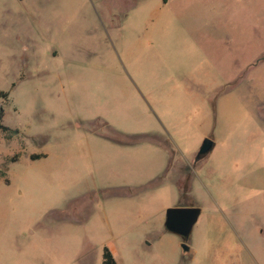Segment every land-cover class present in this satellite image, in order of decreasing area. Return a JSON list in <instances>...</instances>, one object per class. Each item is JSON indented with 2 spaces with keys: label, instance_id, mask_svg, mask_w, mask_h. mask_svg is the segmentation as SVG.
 Masks as SVG:
<instances>
[{
  "label": "rangeland",
  "instance_id": "374dc122",
  "mask_svg": "<svg viewBox=\"0 0 264 264\" xmlns=\"http://www.w3.org/2000/svg\"><path fill=\"white\" fill-rule=\"evenodd\" d=\"M0 90V264H264V0H0Z\"/></svg>",
  "mask_w": 264,
  "mask_h": 264
},
{
  "label": "water",
  "instance_id": "95a60500",
  "mask_svg": "<svg viewBox=\"0 0 264 264\" xmlns=\"http://www.w3.org/2000/svg\"><path fill=\"white\" fill-rule=\"evenodd\" d=\"M213 146L214 141L211 138H205L199 148V155L208 154L213 149ZM201 212L202 208L199 206L170 207L166 210L165 227L168 231L184 238L181 247L185 252L191 249L187 241L191 236Z\"/></svg>",
  "mask_w": 264,
  "mask_h": 264
},
{
  "label": "trees",
  "instance_id": "16d2710c",
  "mask_svg": "<svg viewBox=\"0 0 264 264\" xmlns=\"http://www.w3.org/2000/svg\"><path fill=\"white\" fill-rule=\"evenodd\" d=\"M9 97V92L0 90V98L7 99ZM3 117H4V109L3 107H0V132L6 134L7 138H12L15 135L19 133V129H14L6 126L3 123ZM127 138V137H126ZM140 139L143 140H150L153 142L161 143V140L157 137H152V136H141ZM18 155L12 157L11 159H16ZM40 155H32L33 158L39 157ZM154 182H151L148 185H152ZM188 193L187 187L184 188V194ZM102 264H118L113 252L108 246L104 247V252H103V261Z\"/></svg>",
  "mask_w": 264,
  "mask_h": 264
},
{
  "label": "crops",
  "instance_id": "0c3cea01",
  "mask_svg": "<svg viewBox=\"0 0 264 264\" xmlns=\"http://www.w3.org/2000/svg\"><path fill=\"white\" fill-rule=\"evenodd\" d=\"M214 87V86H213ZM214 139V138H213ZM216 146H217V143H216V141H215V139H214V146H213V149L205 156V157H203L202 158V160H203V162L202 163H204V162H206V159H209L211 156H212V154L214 153V151H215V149H216ZM196 153H197V151L194 153V155H192V159L194 158L193 156H195L196 155ZM169 162V164H168V166L166 167V172L164 173V175L161 177V178H159L158 180H159V182H161V181H163V178H166V175L167 174H170L171 173V169H170V164H171V160L170 161H168ZM157 180V179H156ZM155 180H153V181H151V182H154ZM176 186H177V196H178V198H181L182 196H183V194H184V188L179 184V182H177V184H176ZM188 192H190V191H188ZM191 192H192V190H191ZM189 194V193H188ZM187 194V195H188ZM191 195H192V193H191ZM84 197H86V196H81V197H77L76 199H74L73 201H79V202H81V201H83V198ZM72 200L70 201V202H73ZM93 201V200H92ZM80 205H81V203H80ZM88 205V204H87ZM84 206V205H83ZM179 206H189V205H184V204H182V205H177V207H179ZM202 213V212H201ZM166 216V215H165ZM165 219V218H164ZM164 226H165V221H164ZM165 229H166V227H165ZM194 229V228H193ZM166 231H168L167 229H166ZM168 232H170V231H168ZM193 232V231H192ZM170 233H172V232H170ZM173 234H175V233H173ZM192 234V233H191ZM177 237H179L178 239H179V241H180V247H181V243L183 242V240H184V238H182L180 235H178V234H175ZM190 239H191V236H190V238L188 239V244H189V242H190ZM109 248L111 249V251L113 252V254H114V256H115V258H116V256H117V251H115L112 247H110L109 246ZM92 249V247L90 248V251H92L91 250ZM181 249H182V247H181ZM192 252V249H190L189 251H183V249H182V253H183V255H186V254H190ZM116 260H117V258H116ZM117 262H118V260H117ZM118 264H119V262H118Z\"/></svg>",
  "mask_w": 264,
  "mask_h": 264
},
{
  "label": "flooded vegetation",
  "instance_id": "af4514ba",
  "mask_svg": "<svg viewBox=\"0 0 264 264\" xmlns=\"http://www.w3.org/2000/svg\"><path fill=\"white\" fill-rule=\"evenodd\" d=\"M198 152H199V150H198ZM207 154H205V155H199V153L196 155V159H202L203 157H205Z\"/></svg>",
  "mask_w": 264,
  "mask_h": 264
}]
</instances>
